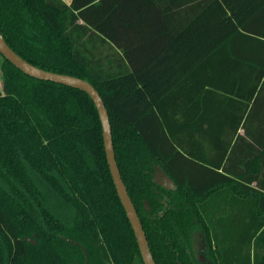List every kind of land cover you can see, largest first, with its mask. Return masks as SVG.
<instances>
[{"label": "trees", "instance_id": "1", "mask_svg": "<svg viewBox=\"0 0 264 264\" xmlns=\"http://www.w3.org/2000/svg\"><path fill=\"white\" fill-rule=\"evenodd\" d=\"M0 30L99 91L156 264H264V0H0ZM0 73V264H145L90 95Z\"/></svg>", "mask_w": 264, "mask_h": 264}, {"label": "water", "instance_id": "2", "mask_svg": "<svg viewBox=\"0 0 264 264\" xmlns=\"http://www.w3.org/2000/svg\"><path fill=\"white\" fill-rule=\"evenodd\" d=\"M0 53L4 55L9 61H11L16 67L33 77L69 85L81 89L90 95L98 109L100 120L102 122L105 151L113 181L116 186L119 198L125 208L127 216L135 232L142 259L145 264H156V261L149 246V241L147 239L146 232L143 228L135 205L129 195L127 186L122 178L116 160L112 137V126L110 123L109 113L99 91L90 81L84 78L75 75L46 70L27 61L8 44L3 34L1 33V30Z\"/></svg>", "mask_w": 264, "mask_h": 264}, {"label": "flooded vegetation", "instance_id": "3", "mask_svg": "<svg viewBox=\"0 0 264 264\" xmlns=\"http://www.w3.org/2000/svg\"><path fill=\"white\" fill-rule=\"evenodd\" d=\"M196 239H195V242H194L195 255H196L198 260H201L203 262V261H205V257H204L205 256L204 243H203V240L201 242V240L197 241Z\"/></svg>", "mask_w": 264, "mask_h": 264}, {"label": "rangeland", "instance_id": "4", "mask_svg": "<svg viewBox=\"0 0 264 264\" xmlns=\"http://www.w3.org/2000/svg\"><path fill=\"white\" fill-rule=\"evenodd\" d=\"M0 87H2L1 73H0ZM198 243H199V242H198Z\"/></svg>", "mask_w": 264, "mask_h": 264}, {"label": "crops", "instance_id": "5", "mask_svg": "<svg viewBox=\"0 0 264 264\" xmlns=\"http://www.w3.org/2000/svg\"><path fill=\"white\" fill-rule=\"evenodd\" d=\"M68 3H70L71 2V0H66Z\"/></svg>", "mask_w": 264, "mask_h": 264}]
</instances>
